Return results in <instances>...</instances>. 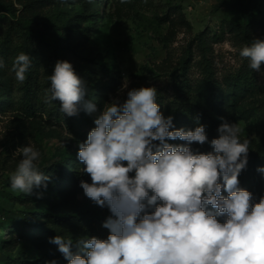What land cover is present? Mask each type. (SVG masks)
<instances>
[{
  "label": "rangeland",
  "instance_id": "1",
  "mask_svg": "<svg viewBox=\"0 0 264 264\" xmlns=\"http://www.w3.org/2000/svg\"><path fill=\"white\" fill-rule=\"evenodd\" d=\"M99 1L94 28L88 17L78 25L76 20L84 12L82 4L73 0H0V59L5 64L0 69L4 89L0 96V264H44L51 259L54 244L50 241L58 233L54 225L45 215L32 225L17 220L50 206L68 182L57 164L76 147L66 124L54 117L59 101L45 103V96L37 91L51 117L41 112L25 115L19 104L25 86L53 74L57 61L80 68L98 107L91 114L82 107V115L94 119L105 103L126 99L132 88L154 86L157 100L163 103L177 100L175 89L182 85L193 96L215 88L225 99H236L206 102L205 107L223 113L229 123H238L241 140L249 139L248 163L242 170L246 177L251 178L250 157L264 156V64L257 72L239 55L255 39H264V0L251 10L261 23L247 30L234 26L240 15L237 0ZM52 44L59 55L51 50ZM21 52L31 59L23 83L11 71ZM105 65L114 72H105ZM238 77L252 85L237 90ZM125 80L127 89L120 91ZM28 144L40 152L37 167L50 179L46 188L34 187L26 195L11 188L10 175L22 159L14 155L16 149ZM198 146L190 145L194 151Z\"/></svg>",
  "mask_w": 264,
  "mask_h": 264
},
{
  "label": "clouds",
  "instance_id": "2",
  "mask_svg": "<svg viewBox=\"0 0 264 264\" xmlns=\"http://www.w3.org/2000/svg\"><path fill=\"white\" fill-rule=\"evenodd\" d=\"M239 55L259 72L264 39H255ZM30 65L29 55L15 57L11 71L18 82L25 81ZM48 79L44 102L59 101L61 112L77 115L86 86L73 65L57 61ZM157 95L156 87L142 86L127 90L122 101L105 103L79 144L82 171L91 178L80 187L96 205L109 209L103 223L107 239L78 240L83 254L72 252L70 239L57 235L50 242L68 264H264V197L253 203V194L239 187L238 179L248 163L249 139L241 140L238 123L224 121L218 138L210 141L213 151H194L192 143L209 142L205 126L173 129V117L162 114ZM83 110L91 114L97 108L85 102ZM177 139L186 144L167 143ZM14 155L22 159L10 175L11 188L26 195L34 187L46 188L50 178L36 163L40 152L28 144ZM257 171L264 173V167Z\"/></svg>",
  "mask_w": 264,
  "mask_h": 264
},
{
  "label": "trees",
  "instance_id": "3",
  "mask_svg": "<svg viewBox=\"0 0 264 264\" xmlns=\"http://www.w3.org/2000/svg\"><path fill=\"white\" fill-rule=\"evenodd\" d=\"M21 2V0H18ZM74 3H81L83 7L84 15L78 17L76 22L78 25H83L86 17L92 20V25L97 28V8L100 5L99 0H73ZM246 2V3H245ZM258 0H237V5L240 8V15L234 26L237 28L245 29L261 23L259 20L253 18L251 13L252 8L257 4ZM51 50L56 54H60V50L55 45H49ZM76 74L83 80L80 74V68L74 67ZM105 72H114V68L104 66ZM52 74H47L43 81H36L34 79L27 87L26 92L20 102V110L23 114L32 116L36 113H43L51 117V111L46 110V106L42 100L39 99L37 91L42 92V96H45V89L51 85L48 77ZM48 79V80H47ZM252 82L247 78L238 77L236 79V89L241 86L250 87ZM178 99L172 100L167 103L157 102L160 105L162 114L167 118L173 117V129L184 128L186 130H194L195 126L193 122L203 124L205 126L206 134L208 136V143L198 146L195 151L199 152H211L213 151L210 141L213 138H218V127L221 123L226 121L223 117V113L211 111L205 107V103L219 104L221 100L227 102H234V97H223V94H218L217 89H212L210 93H200L197 96H193L188 89L183 85L175 89ZM4 89L0 88V96L3 94ZM95 91V90H94ZM104 101V100H103ZM85 102H92L96 105L92 98V90L86 88V94L84 102L78 106L79 112L75 116H68L60 110V102L55 106L54 117L59 122L66 124V129L69 135L73 138V144L76 147L75 150L68 153L64 159H62L57 167L62 171L68 179L67 184H64L61 190L55 195L50 202V206L46 210L26 213L23 218H18V222L23 224L32 225L34 221L40 220L41 215H45L47 221L54 225L58 233L55 236H61L67 240H72V252L74 254H83L81 249L76 246L78 240H86L87 238L96 237L98 239H107L109 230L103 227V223L111 215L107 206L100 207L96 205L92 200L86 197L83 189L80 187V182L85 181L91 183L90 176L83 172L84 165L79 161L77 153L79 144L86 141L87 135L90 130L95 127L93 116L82 115V107ZM85 112V111H84ZM86 113V112H85ZM223 118V120L221 119ZM170 129V130H173ZM167 143L171 145L186 144L184 141L167 140ZM264 167V156H251L250 157V170L251 178L245 176L241 171L239 179V187L250 191L253 194V203L259 202L261 197H264V173L257 171L258 168ZM151 194V193H150ZM227 195V193H222ZM208 210L215 211L211 206H207ZM151 212L153 209H146ZM221 222H224L226 217H218ZM18 226L20 224H17ZM14 231L18 232L19 228L13 226ZM52 233V232H49ZM51 235V234H50ZM52 236V235H51ZM10 249V248H8ZM51 259L44 262L49 264L51 261H55L56 264H68V261L58 251V246L53 245L51 248Z\"/></svg>",
  "mask_w": 264,
  "mask_h": 264
}]
</instances>
